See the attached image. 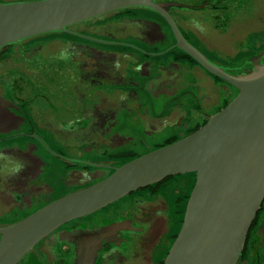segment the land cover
Instances as JSON below:
<instances>
[{"label":"flooded vegetation","instance_id":"1","mask_svg":"<svg viewBox=\"0 0 264 264\" xmlns=\"http://www.w3.org/2000/svg\"><path fill=\"white\" fill-rule=\"evenodd\" d=\"M168 1L197 13L168 12L184 39L214 63L249 71L243 63L264 49V0ZM138 10L146 9L84 22L85 32L75 31L77 37L120 49H83L72 43V51L57 59L59 71L53 73L58 76L43 77L30 65L34 61H27L47 45L58 44L54 41H27L21 48L0 51V226L105 179L139 157V150L146 154L196 131L237 95L234 87L176 48L173 32L160 15ZM159 45L162 50H157ZM203 72L210 79L211 98L202 91ZM119 110L130 112L123 121L115 117ZM174 111L168 125L155 124ZM151 113L148 124L145 118ZM171 130L161 144L151 142ZM179 176L62 225L18 264H73L80 244H88L84 236L100 231L102 248L95 264H164L193 186ZM237 264H264V200Z\"/></svg>","mask_w":264,"mask_h":264},{"label":"water","instance_id":"2","mask_svg":"<svg viewBox=\"0 0 264 264\" xmlns=\"http://www.w3.org/2000/svg\"><path fill=\"white\" fill-rule=\"evenodd\" d=\"M131 8L160 15L173 32L176 48L234 87L237 95L196 131L146 154L141 151L105 179L0 226V264H18L40 241L72 220L187 173L195 175V182L164 264H237L264 200V49L243 63L249 71L212 62L180 33L168 12L190 7L174 1L1 0L0 51L21 48L24 41L45 34L77 35L73 26ZM102 233L84 236L88 244H80L73 264H95Z\"/></svg>","mask_w":264,"mask_h":264},{"label":"rangeland","instance_id":"3","mask_svg":"<svg viewBox=\"0 0 264 264\" xmlns=\"http://www.w3.org/2000/svg\"><path fill=\"white\" fill-rule=\"evenodd\" d=\"M258 1H260V0H258ZM255 7L258 9V10H256L255 14L259 15L261 13L260 6L256 3ZM137 12L140 13V14H143V15H146L148 13L150 14V12H148L146 10H138ZM181 13L185 14L187 16L188 15H191V16L197 15V13H191V12H185V11H181ZM105 15L109 16V14H105ZM105 15L97 17V18H95L93 20L97 21V20L103 18ZM242 19L245 20V18H242ZM180 27H181V25H180ZM72 30H74V31H78L79 30V31L83 32L84 31L83 23H80V24H77V25L73 26ZM162 30H164V32H165L164 34L168 35V41L171 43L172 42V38L170 36V33H169L168 29L165 26H162ZM219 30H222V29H219ZM182 31L185 32L183 30V28H182ZM87 33H89L91 35H94V36H97V37L99 36V37L104 38V39H108L109 38V37L107 38V36L100 35L99 32L94 33L93 31H89ZM33 40H36L37 42H40V43H45V42L49 43L50 41H54L55 43H58V44L47 45L46 48L40 50L38 53H35V56H31L27 60V61H34L32 64L29 62L30 65L34 66L35 68H37L38 72L43 77L58 76L57 72L53 73L54 71H59L57 68H55V67H59V64H57L59 61H57V59L60 58L62 60V58H64V56L68 55V53H66V51H68V50L72 51V47L69 46L72 43H79L80 45L78 47H81L83 49L84 48L86 49L87 46H91V47H93L95 49L105 50V51H119L118 49H120V48H116V47H112V46L98 45V44H95V43H90L88 41L83 40L79 36L77 37V35L70 34V33L45 34V35H41V36H38V37H34L32 39H28V40L24 41L23 43H26L27 41H33ZM60 42L61 43L62 42H66V44L64 45V44H61ZM157 48H158L157 50H162L163 46L159 45V46H157ZM168 55H170V53H167V54H165L163 56H160V60L168 58L167 57ZM37 57H39V59L36 61ZM207 77L208 76L205 73H204V75L202 74V79H203V81H202V91H203L204 94H206L208 97L211 98V97H213L214 92L211 91V89H209L210 79L207 78ZM204 106H205L204 107L205 109L209 108V107H206L207 106L206 103H204ZM160 108L161 107H156L157 110L160 109ZM116 109H119V107H116ZM118 113L119 114H115V117L118 120L123 121L125 119L124 116L125 117L129 116L128 113H130V112H128L126 110H125V112H124V110H119ZM131 115H133V114H131ZM164 116H167V115H164ZM152 117H153L152 113H151L150 116L149 115L146 116V118H145L146 122H147V120H149V121L153 120ZM174 117H175V111L172 112L169 117H164L163 120H161V123L155 122V124H160V125L166 124V125H168L169 122L174 119ZM134 119H136V118H134ZM130 120L131 119L129 118V121ZM155 124H152V126H156ZM173 133H174V131L171 130L170 133H167V134H165L162 137L161 136L157 137V138L151 140V142H153V144H161L163 140H165L166 138L171 136ZM141 151H144V150H139L138 153L141 152ZM179 177L183 178V179H185L187 181L188 180L191 181V182L193 181V185H194L195 175H193V173L183 174V175H180ZM193 177H194V180H193ZM192 188H193V186H192ZM192 188H191V190H192ZM74 190L75 189H73V191ZM191 190H190L189 194L191 193ZM70 191H72V190H70ZM68 193H70V192H68Z\"/></svg>","mask_w":264,"mask_h":264},{"label":"trees","instance_id":"4","mask_svg":"<svg viewBox=\"0 0 264 264\" xmlns=\"http://www.w3.org/2000/svg\"><path fill=\"white\" fill-rule=\"evenodd\" d=\"M194 175V174H193Z\"/></svg>","mask_w":264,"mask_h":264}]
</instances>
